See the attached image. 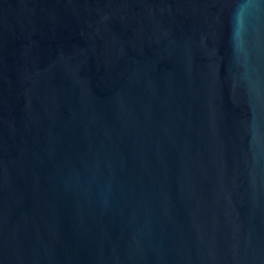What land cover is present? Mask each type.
<instances>
[{
    "label": "water",
    "instance_id": "water-1",
    "mask_svg": "<svg viewBox=\"0 0 264 264\" xmlns=\"http://www.w3.org/2000/svg\"><path fill=\"white\" fill-rule=\"evenodd\" d=\"M0 264H264V0H0Z\"/></svg>",
    "mask_w": 264,
    "mask_h": 264
}]
</instances>
